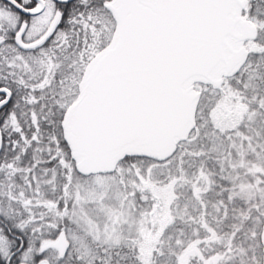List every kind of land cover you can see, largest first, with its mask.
<instances>
[{"label":"snow or ice","instance_id":"1","mask_svg":"<svg viewBox=\"0 0 264 264\" xmlns=\"http://www.w3.org/2000/svg\"><path fill=\"white\" fill-rule=\"evenodd\" d=\"M0 264H264V0H0Z\"/></svg>","mask_w":264,"mask_h":264}]
</instances>
